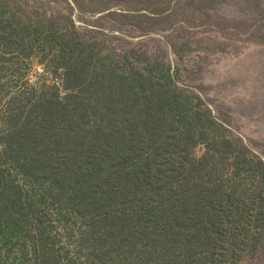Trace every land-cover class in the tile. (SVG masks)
<instances>
[{
	"label": "trees",
	"instance_id": "trees-1",
	"mask_svg": "<svg viewBox=\"0 0 264 264\" xmlns=\"http://www.w3.org/2000/svg\"><path fill=\"white\" fill-rule=\"evenodd\" d=\"M263 239V163L167 67L0 0V264H243Z\"/></svg>",
	"mask_w": 264,
	"mask_h": 264
},
{
	"label": "rangeland",
	"instance_id": "rangeland-1",
	"mask_svg": "<svg viewBox=\"0 0 264 264\" xmlns=\"http://www.w3.org/2000/svg\"><path fill=\"white\" fill-rule=\"evenodd\" d=\"M124 65L158 62L220 135L264 165V0H7ZM243 264H264V239Z\"/></svg>",
	"mask_w": 264,
	"mask_h": 264
}]
</instances>
